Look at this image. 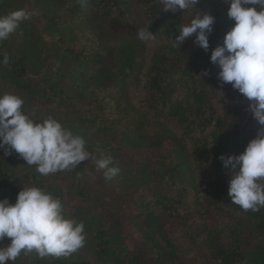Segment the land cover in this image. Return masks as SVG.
Wrapping results in <instances>:
<instances>
[{"label": "trees", "instance_id": "1", "mask_svg": "<svg viewBox=\"0 0 264 264\" xmlns=\"http://www.w3.org/2000/svg\"><path fill=\"white\" fill-rule=\"evenodd\" d=\"M17 1L0 0V15L17 9L34 14L10 34L24 50L0 46V96H20L28 113L35 107L53 113L64 109L59 122L88 147L91 136L103 138L97 156H110V166L119 167L111 181L136 188L138 212L132 230L136 239L128 243L124 232L96 211L101 193L83 185L81 169L42 175L36 166L20 169L23 158L14 150L5 155L0 149V199L7 196L15 203L22 188L40 187L61 200L66 218L83 222L86 234L84 246L68 256L41 258L33 250L7 264H264V207L245 211L228 195L231 175L220 159L228 150L225 122L211 99L212 79L203 74L206 52L195 53L188 39L173 47L181 26L174 12L164 11L160 0H27L24 7ZM180 11L188 22L199 12L213 15L214 24L228 20L222 0H198ZM110 24L123 36L110 32ZM146 27L164 43L152 54L140 108L127 89L128 79L142 70L138 56L145 41L138 31ZM46 45L48 70L35 79L29 61L37 47ZM169 118L184 125L187 139L181 147L150 129L163 128ZM125 140L129 147L151 152L137 170L125 166ZM68 179L77 181L81 202L72 214L61 183ZM216 215L224 218L218 228L212 227ZM172 225L193 229L194 255L185 256ZM8 243L5 237L0 247Z\"/></svg>", "mask_w": 264, "mask_h": 264}, {"label": "clouds", "instance_id": "2", "mask_svg": "<svg viewBox=\"0 0 264 264\" xmlns=\"http://www.w3.org/2000/svg\"><path fill=\"white\" fill-rule=\"evenodd\" d=\"M84 4L87 0H78ZM198 0H160L164 11L176 12L195 6ZM229 4L227 15L234 20L226 32L222 45L211 52L210 60L219 66L218 80L230 83L249 101L248 108L260 125L256 136L236 155H221L229 171L228 195L243 210L259 211L264 207V0H224ZM34 13L25 9L0 15V40L15 32L22 21ZM215 17L199 12L189 23L178 28L172 39L173 47H181L195 34L194 44L209 48V35ZM151 21H149L150 27ZM149 27L138 31V38L150 40L154 34ZM4 63L8 62L5 56ZM207 74V70L203 73ZM24 100L14 93L0 96V149L5 155L10 150L18 153L28 165H36L42 175L76 168L91 157L82 137L48 117L34 120L23 110ZM7 146V147H6ZM96 167L104 170L106 180L116 177L120 169L112 158L95 160ZM59 198L40 187H26L18 192L15 203L7 197L0 199V241L10 243L0 247V264L15 261L21 252L45 256H68L84 246L86 234L83 222L66 218Z\"/></svg>", "mask_w": 264, "mask_h": 264}, {"label": "rangeland", "instance_id": "3", "mask_svg": "<svg viewBox=\"0 0 264 264\" xmlns=\"http://www.w3.org/2000/svg\"><path fill=\"white\" fill-rule=\"evenodd\" d=\"M26 1L27 0H18L17 4L23 5V2ZM222 2L225 8L230 7V5L225 3L224 0H222ZM174 14L179 19L181 25L189 23L180 10H177ZM233 25L234 20H230L229 18L228 20H217L216 24L213 25V33L209 42V48L207 51L204 50L208 61L207 72L212 79V85L210 88L211 99L217 113L225 122V133L228 145L227 155H236L244 151L247 143L256 136L257 129L260 127L248 108L249 101L247 98L239 93L238 90L234 89L230 83L223 85L220 83L218 80V72L220 70L219 66L212 63L210 60L212 50H214L218 45L223 44L226 32L229 31ZM107 29L110 32L117 34V36H123V33L111 24L107 26ZM104 30L106 33V29ZM9 38L10 39L7 41L0 40V46H2L1 49L6 51L11 48H14L17 51L24 50V47L18 38L16 40L13 38L11 39L10 35ZM194 39V34L192 37L188 38L190 48L196 51L195 53L198 51L201 52L203 48L195 45ZM144 41V49L138 56L139 62L143 64L141 73L137 76H131L128 79L127 89L130 101L133 102L135 106L140 108H143L141 100L145 96L144 81L148 73V67L151 63L152 54L159 45L164 43V39L154 35L153 39ZM37 48V53L33 55L29 61L31 73L35 79H39L47 72L48 68L46 65L48 60H46V57L49 55L47 45L42 49L41 47ZM35 109L37 110L32 112L29 109L28 110L31 117L36 121H42L49 116L59 121L61 115L65 112L64 109H61L57 111V113H53L52 111H46L45 107H35ZM23 110L28 112L26 111V108ZM146 112L150 119H155L152 112ZM152 126L153 127L150 126L152 132L156 131L168 140L175 139L176 143L180 147L183 146V142L187 139L184 134V125L178 119H165L163 128L155 125ZM90 139L93 146L88 147L85 145V148L92 155L88 160L81 162V164L77 166L78 169H81V171L78 172V176H80L83 185L89 188V190H96L101 193L100 200L102 203L99 204L96 211L102 215L103 221H106V217L107 220H111L117 228L122 230V233L124 232L128 243H131L136 239L135 233L132 234L135 223V215L138 212L136 204V188L133 186L130 187L128 184L124 185L120 181L114 182L104 178V170L98 169L95 164V160L101 158L100 156H97V150H99L102 143L101 140L103 138H100L99 136H91ZM124 144V163L126 168L129 170H137L138 168H141L151 156V152L146 149L129 147L127 145V141ZM30 166L36 165H28L24 159H22L19 164L20 169H26ZM61 183L64 187L66 210L71 214L72 212L76 213L78 211V207L81 205L80 199L77 196V181L74 183L72 179H68L63 180ZM5 197L7 196H4L3 198ZM8 199L11 203L12 199ZM106 203L108 207H106ZM101 205H105V207ZM223 222L224 218L220 215H216L214 217L212 227L218 228L219 225L223 224ZM192 230L193 229L191 227H182L180 225L171 226L172 236L178 241L180 247L183 249V252L185 251V256H189L194 247L193 240L190 238ZM199 251H201V249H199ZM192 254L194 255V252H192Z\"/></svg>", "mask_w": 264, "mask_h": 264}]
</instances>
